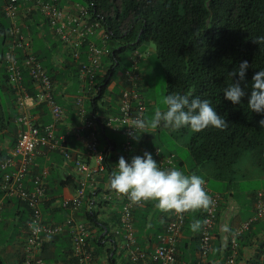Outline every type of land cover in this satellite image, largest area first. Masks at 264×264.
<instances>
[{"label":"trees","instance_id":"obj_1","mask_svg":"<svg viewBox=\"0 0 264 264\" xmlns=\"http://www.w3.org/2000/svg\"><path fill=\"white\" fill-rule=\"evenodd\" d=\"M7 1L0 0V47L2 51L0 59V142L5 138L2 133L7 132V135L14 136L13 144L15 145L17 140L15 124L17 115L13 113L12 107L8 104L4 106L8 99L7 96L11 99L10 101L13 100L8 93V90L11 91V89L8 86L5 64L10 21L2 13V4ZM53 1L58 3L62 0ZM80 1L90 6L92 12L90 14L93 19H91V22H101L109 34L108 44L111 54L104 62L107 70L105 78L101 79L100 76L98 77V85L102 86L98 97H102L106 93L107 87L113 79H116L119 69L122 68L121 54L135 50L146 53L147 50H140V47L144 48L154 44L157 58L163 65L166 95L191 93L193 98L207 99L216 108L217 113L227 122V127L223 130L211 126L201 132H193L191 130L192 136L187 143L190 159L186 161L189 170L187 171L186 166L185 169L179 170L185 174L199 175L204 181L208 177L215 182H219L224 192L235 190L240 182L250 181V183L255 185V178H257V182L264 179V128H261L259 124V121L264 119V114H257L249 110L247 106L248 95L242 98L241 103L233 104L231 101L226 100L223 94V89L231 83L227 73L231 72L242 61L246 60L249 64L246 79L241 81L242 88L251 84L255 73L264 70V43L259 45L255 42L257 37L264 36V0ZM18 2L24 5V0H18ZM37 17L38 14H33L34 20ZM52 35L59 42L54 34ZM90 38L92 37L88 36L87 40ZM56 46L59 47L57 43ZM62 47L65 48L69 55V48L65 45H62ZM86 50L87 43L81 48V58L79 60L68 59L69 64L64 67L63 71L55 69L49 63L52 51L43 56L38 53H35V55H39L38 58L43 63L46 62V66L54 72L52 74L55 75V79L61 81L71 80V91L75 92L77 90L75 87L79 83L77 64L81 61L87 62ZM146 62V60L142 62V67L146 65ZM127 65L131 66V63H127L124 68ZM141 73L144 75V82L140 86V92H143V86L148 85L150 79L146 71H144V67ZM25 78L26 85L30 88L29 92L33 94L35 90L31 88L28 76L26 75ZM238 79V76L233 77V82ZM246 91L250 95V87L246 88ZM118 93L117 89L105 103L108 111L112 106L111 98H117ZM98 97L87 99L88 116L93 115L92 108H94L95 116L98 113H104L103 110L99 109ZM59 101L61 104L63 103L61 99ZM41 109L42 114L46 118L49 114L48 108L42 106ZM44 109L48 111L45 112ZM149 112L148 108L145 119L151 118ZM48 122H45V124H48ZM164 128L172 131L176 139L182 137L183 133L186 134L188 129L173 130ZM159 132L160 128H158L154 138L148 135L145 139L139 138L138 141L134 139L131 141L135 144V147L138 143L146 150H153L160 147L159 143H157V140L160 139ZM100 141V147L103 150H107L108 146L114 148L112 152L108 153V155L106 154V165L110 175L116 170L119 156H125L123 149L125 137L121 133L112 134L106 131L101 136ZM110 142L112 145H109ZM77 146L79 145L77 144ZM40 151L41 154L46 152L43 147H40ZM46 154L48 158L55 155L52 152H46ZM4 157V154H0V162ZM244 161L247 164L241 165ZM182 166L183 163H180L179 167ZM38 167L42 169L46 165L43 163L42 167L39 165ZM52 172L50 179L55 178L56 182H59V192L70 184L74 188H78V183L75 182L74 177L70 176L59 181L58 177L55 176L56 172L54 171V175ZM38 173L39 171L35 172L34 175H28L25 181L26 186L32 188L35 185L34 180H36ZM105 179L109 180L108 178ZM107 180L103 181L101 175L97 177V188L94 190L91 188L87 189L86 205L82 209L83 218H86L90 226L99 231L100 235L109 229L111 222L108 219H103L100 213L121 201L117 196H114L110 201L104 200L105 183H109ZM48 187L50 188L51 185H48ZM79 187H81V184H79ZM18 202L21 203L20 201ZM156 209L155 201H146L144 206L136 208L134 226L137 230L138 240L142 235H147L148 226L151 225L154 215L157 213ZM203 210L204 208L192 210L194 212H192L190 217L195 218V222L199 220L203 224L204 215L201 214ZM114 219L113 225L116 226L119 223L120 215L117 216L115 214ZM187 219H189V216ZM45 220L46 222L49 221L47 218ZM260 222L254 224L250 230ZM62 236L59 235L51 243L46 244L41 253V258L48 264L51 261H65V263L72 261L64 247L59 249L58 253H53L52 259L46 258L47 248L59 244ZM197 241H200V238H197ZM97 245L98 247L95 250L100 254L99 252L102 251L103 245L98 244V242ZM177 248L179 251L177 260H180L184 258L181 253L180 242L177 244ZM199 249L200 243L196 250L199 251ZM219 250H222V247H219ZM226 251V257H228L231 253L229 245ZM111 260L109 261L111 262ZM224 260L220 264H226V258Z\"/></svg>","mask_w":264,"mask_h":264},{"label":"built area","instance_id":"obj_2","mask_svg":"<svg viewBox=\"0 0 264 264\" xmlns=\"http://www.w3.org/2000/svg\"><path fill=\"white\" fill-rule=\"evenodd\" d=\"M26 3L31 4L28 7V13L38 11L42 14L54 36L69 48L72 58L79 60L81 48L87 43V62L81 61L77 65L82 87L80 95L76 97L75 109L81 123L74 129L70 128L65 134L59 132L61 126L63 127L67 123L65 109L57 99V84L48 69L33 54L32 41L27 37L28 30L24 26L17 25L19 14L27 5ZM4 13L14 25L12 47L6 57L10 83L16 96L19 138L14 149L0 163V192L2 194L0 196V224L3 221L7 199L20 200L29 208L31 214L25 240L23 264H48L41 258V253L46 244L64 234L68 235L70 239L71 247L68 256H70L72 264H98V255L95 250L97 242L106 246L107 253L109 250H113L111 256L116 251H120L129 264H146L148 261H152L154 264H176L179 255L177 244L183 236L187 212L178 214L171 211L166 230L157 236L155 250L152 253L139 244L134 226V212L136 208L144 206L145 201L133 203L126 194L114 192L110 183H105L103 198L105 201H110L114 196H117L121 200L119 223L116 226H110L100 235L91 228L86 220L78 217L87 187L97 188V177L99 175L104 177L109 172L106 158L113 149L111 147H108L107 150L100 148V128L103 126L115 133H121L125 137L123 145L125 156L123 157L126 160H130L135 155L142 156L144 152H149L162 169H169L174 164L176 157L174 154L163 156L159 149L149 151L139 145L135 147L131 141L133 138L129 134L132 132L129 126L137 118L145 119L147 110L138 93V84L141 81L139 64L143 55L136 51L130 57L131 66L122 77L126 87L121 91L115 113L103 116L98 114V117L88 116L85 108L86 101L98 96L101 89L98 86V77L103 76L104 59L111 53L108 46V34L102 29L101 24L99 22L92 23L90 13L84 9L81 10L79 6L60 8L54 2L46 0H25L24 5H21L18 0H8L4 5ZM88 36L92 38L87 40ZM93 38L99 39L100 44H97ZM16 49H20L22 52L19 58L15 53ZM24 70L31 77L35 94L34 92L30 93L23 85ZM105 100L106 96L100 100V105ZM42 106L47 107L51 114L52 122L48 125L40 124L38 116L34 113V109ZM72 135L79 140L83 149H72L68 145L71 143L68 141V137ZM40 147L45 148L46 152L60 153L66 162H74L75 168L82 176L81 187L76 196L62 202L63 208L71 210L69 217L64 222H46L43 217L41 206L47 200L45 180L49 175L50 168L46 167L40 174H37L33 188L26 186L25 183L33 167L36 166L35 159L41 153ZM93 164L95 165L93 166ZM89 179H91L90 183ZM203 187L205 189V184ZM217 210L218 199L213 197L212 203L204 212L196 264H209L208 257L212 251ZM262 220H264V191H259L256 194L254 216L244 222L230 239L231 253L227 264L236 263L239 253V238L254 224ZM95 241L97 242L95 243ZM117 241L120 242V250L111 246Z\"/></svg>","mask_w":264,"mask_h":264},{"label":"clouds","instance_id":"obj_3","mask_svg":"<svg viewBox=\"0 0 264 264\" xmlns=\"http://www.w3.org/2000/svg\"><path fill=\"white\" fill-rule=\"evenodd\" d=\"M46 1L54 2L60 8L76 5V6H79L81 10L84 9L89 13L91 12L90 6L81 3V1L79 2V1H75V0H62L61 2H58V3L53 1V0H46ZM63 1H67V2L65 4H63L62 3ZM24 4H25V0H24ZM4 5L5 4H2V13H4ZM30 5L31 4H27L23 7L24 10L22 9V11L19 14V21H18L17 25L18 26L19 25L24 26V28H26L28 30L27 37H29L30 40L32 41V51H33V54L35 55L36 52L34 50V38H33V33H32L33 32L32 26L35 25V20L33 18V14H38V17L41 19V24H39V26H41V25L47 26L50 29L52 34H53V32H52L51 28L49 27L48 23L46 22V20L44 19V17L42 16V14L40 12L33 11L31 13H28V7H30ZM91 14H92V12H91ZM4 16L10 21L9 37H8V42H7L8 45H7V50L5 53V64H6V72H7V77H8V86L11 89V91L8 90V93H9V95H11L13 100L10 101V103H8V105L10 107H12V108L14 107L16 109V98H15L16 96H15V91L13 89V86L10 83L9 72H8V61H7V57H6L7 52L12 47V45H11V43L13 41L12 40V30L14 28V25H13L12 20L9 19L5 15V13H4ZM93 22H99V21H92V23ZM99 23L102 26V23L101 22H99ZM102 29L105 32H107V30L103 26H102ZM107 34H108V32H107ZM108 37H109V34H108ZM93 40L97 44H100L99 39L93 38ZM255 42L258 43L259 45L261 43H264V36L257 37ZM60 44H62V43H60ZM108 46H109V44H108ZM136 51L141 53L139 50L132 51L129 55L128 63H131L130 57ZM15 53L18 56V58L22 54L20 49H16ZM141 54L143 55V58L139 64L140 69H141L140 73H141V71H143L142 62H144L147 59V57L144 56L145 53H141ZM38 56H36V57L38 58ZM69 56H70V58H72L70 53H69ZM108 58H109V56L104 59V62ZM40 61L43 63L42 60H40ZM45 63H43V65L48 69L53 80L57 84V93H58L57 99L59 101V98L61 97V93L58 90H59L61 82L59 81V79L57 80L54 78L55 75L52 74L54 72H52L50 70V68H48L46 66ZM124 67H125V65L123 66L122 70L119 69V71L116 75V79H113L111 81V83L107 87L106 93L102 97L97 96L99 98V102H98L99 109L104 111V113H98V114H100L102 116L112 114V113H115V109L118 108V101L120 98L121 91L124 87H126L125 83H123L122 77H123V74L125 73V71L128 68H130V66L127 65L126 68H124ZM54 68L57 69L56 67H54ZM248 68H249L248 61L245 60V61H242L231 72L227 73V76L231 80V83L223 89L224 98L228 101H231L233 104H239V103H241L242 98L245 97L246 95H248L247 106H248L249 110L251 112H255L257 114H264V70H260L257 73H255V75L252 77L251 84L246 85L245 87L242 88L241 87V81H244L246 79V73H247ZM103 69H104V74H103V76L102 75L100 76L101 79L105 78V76L107 74V70L105 68V63H103ZM26 75L28 76V79L30 81L31 88H34V87H33V82L31 80L29 73L26 70H24L23 71V85L29 91L30 88L26 85V78H25ZM78 76H79V74H78ZM237 76L239 77V79L236 82H233V77H237ZM78 78H79V81H78L79 83L77 84V86H78L79 92L77 93V95H75L74 103H73L74 112L76 115L75 116V120L77 123L76 126H78L81 123L80 117L77 116V110L75 109L76 97L80 95V91H81V87H82V82H81L80 76ZM142 82H144V75L141 73V81L138 84V93L140 94L142 100L144 101V103L146 105V109L148 110V103H147L145 97L143 96V92H140V86H141ZM148 85L143 86L144 90L148 89ZM98 86L102 87L100 85H98ZM248 87H250V89H251L250 95L246 91V88H248ZM117 89L119 91L118 97L113 98V99L111 98L112 106L110 107V110L108 111L107 110L108 108L105 105V103L107 102V100L110 99L111 96H113L112 93L114 91H116ZM109 94H110V96H109ZM104 96H106V100L103 102V104H102L103 106H102V105H100V100L103 99ZM59 103H60V101H59ZM92 103H93V101H92ZM162 104L164 105V108L163 109L158 108L155 111L154 115L150 119L137 118L132 122V125L129 126V128L132 129V132H130L129 134L132 136V138L134 140L138 141L139 138L145 139V137H147L148 135L151 136L152 138H154V136L157 132L154 129H158L161 127L171 128L173 130H178L181 128H190L193 132H201V131L205 130L206 128H208L209 126L217 128V129H221V130H223L225 127H227L226 120L224 118H222V116L217 113L216 108H214L212 106V104L207 99L202 100L199 97L193 98L191 93H188V94H167L163 97ZM85 108H86V111L88 113V108L86 107V104H85ZM37 109H38V111H41V113H39V116H40V114H42V109H41V107H38ZM37 109H34L35 114H36ZM92 109H93V115L92 116L98 117V114L96 116L94 115L95 114L94 108H92ZM147 110H146V112H147ZM146 112H145V114H146ZM16 114H17V116H16L15 124H16V129H17V134H16L17 140H16L15 145L17 144V141L19 138V129L17 126V117H18L17 109H16ZM49 114H50V112H49ZM50 116H51V114H50ZM51 122H52V118H51ZM66 123H67V121H66ZM40 124L48 125L45 123H40ZM259 124H260L261 128H264V119H261L259 121ZM76 126L69 127L68 124L63 126V127L61 126L59 132H60V134H65L70 128L74 129ZM116 128H120V127H116ZM106 131H108L112 134H118V133L113 132L112 130H109L105 126H103L102 128H100V140H101V136L104 135ZM141 134H143V135L140 136ZM68 141L71 142V143H68V145H70L72 149L73 148L74 149L75 148L83 149L79 140L76 137H74L73 135L68 137ZM77 144L79 146H77ZM15 145H14V147H15ZM109 145H112V143L110 142ZM138 145L140 147L144 148L142 145L137 143L136 146H138ZM100 146H101V144H100ZM14 147H13V149H14ZM1 149L2 148H1V143H0V154H3V153H1ZM112 149L114 150V148H112ZM155 149H159L163 156H169L172 154H174L176 156L174 159V164L171 168L162 169L161 167L158 166L156 159L154 158V156L151 153L144 152V154L142 156L135 155L130 160H126L123 156H121L118 160V163L116 164L117 165L116 170H114L110 175H109V172H107L106 175L104 177H102V180L104 181V180H107L105 178H108L109 180H107V181H109L111 189L114 192H116L117 194H126L128 196V198L130 199V201H132L133 203H139L141 201H145V202L146 201H155L156 207L159 210H161L163 212H170L169 217H168L167 222H166V225H165L166 227H167V223L170 220L171 211H174L175 213H178V214H182V213L187 212V215H186V224H187V220H188L187 218L189 216V211L204 208L203 212L201 213L202 215H204L205 210L212 203L213 197H216L218 199V210H219L220 202H221V195L220 194L216 195V196L209 195V193L206 192V191H208L207 182L204 181V179L201 176L196 175V174H185L183 171L175 168L177 158L179 157L177 154H175L173 152H164L161 147L155 148ZM155 149H153V150H155ZM112 151H110V152H112ZM149 151H152V150H149ZM52 153L59 154V156L61 155L60 153H55V152H52ZM7 155H5V157ZM38 157L48 158L46 153H44V154L40 153L37 155L35 162H36ZM4 158H2V160ZM63 159H64V157H63ZM64 161H65V159H64ZM66 163L69 166H71L73 171L76 173V179H77L76 182L78 183V186H77L78 188H74L73 195L68 196V197L63 196L59 202V207L64 214L63 220L62 221L49 220L48 222H64L69 217L71 210L63 208L62 202L65 199L74 198L76 196L79 188H80L79 184H81L82 176L78 173L77 169L75 168L74 162H66ZM94 165L95 164H93V166ZM35 167H37V162H36V166H34L33 168H35ZM47 167L50 168L49 175L45 180L46 181V187H47V190H46L47 191V200L41 206L44 219L46 218V216H45L43 207L45 206V204L51 202L50 201L51 200L50 195H49L50 188L48 187V185L50 186V182L52 181L50 179V175H51V172L53 171L52 167H54V165H49ZM45 168L46 167H44L41 171H39L38 174H40ZM35 172H37V171H35ZM30 175H32V171H31ZM204 184H205V189L203 187ZM89 188L90 187H87V189H89ZM87 189H86V193H87ZM92 190H94V189H92ZM259 191H264V189L256 190V192L253 194L254 195V202H255L254 203V213H255V205H256V194ZM1 195L2 194L0 193V196ZM86 199H87V197L85 194L84 203H83L82 207L80 208V210L78 211L79 212L78 217L86 220L89 223V221L86 218H83L84 215L82 213V209L86 205ZM13 200H17V199H13ZM18 201H20V200H18ZM21 203L24 204L23 202H21ZM24 205L27 207L26 204H24ZM120 206H121V203H120ZM28 210H29V208H28ZM218 210H217V214H218ZM104 211H106V209H104ZM104 211H102V213ZM29 212H30V210H29ZM102 213H100V216L104 219L105 217ZM30 214H31V212H30ZM3 219H4V213H3ZM217 219H218V216H217ZM216 223H217V221H216ZM186 224H185V227H186ZM200 226H201V224H200L199 220H197L195 223H193L191 225L193 231H196L197 229H199ZM202 226H203V224H202ZM166 227L164 228L163 231L160 232V234L166 230ZM214 229H215V227H214ZM93 230H95V229H93ZM184 230H185V228H184ZM201 230H202V228H201ZM95 231L97 233H99V231H97V230H95ZM248 231H250V230H248ZM183 234H184V232H183ZM26 236H27V231H26ZM62 237L66 238L70 244V239H69L68 235L64 234ZM200 237H201V233H200ZM263 237H264V233L262 236V243L264 244ZM240 238H239V240H240ZM25 240H26V237H25ZM111 246L116 247L117 243L114 242V244ZM229 246H230V242H229ZM70 247H71V245H70ZM70 247H68V246L64 247V250L67 252V255L69 253ZM96 247H98V245ZM105 247L106 246H103L102 249H105ZM212 249H213V243H212ZM238 250H239V248H238ZM112 252H113V250H109V252L107 253L108 261L110 259H112L111 262L115 261L114 257L111 256ZM24 253H25V244H24ZM96 253L99 257L98 251ZM238 255H239V253H238ZM24 256H25V254H24ZM229 256H230V254L228 255V257ZM228 257H227V259H228ZM227 259H226V264H227ZM208 261H209V257H208ZM58 262H64L65 263V261H58ZM58 262L51 261V263H58ZM22 264H23V261H22ZM65 264H72V262L68 261V263H65ZM209 264H211V263L209 262Z\"/></svg>","mask_w":264,"mask_h":264},{"label":"crops","instance_id":"obj_4","mask_svg":"<svg viewBox=\"0 0 264 264\" xmlns=\"http://www.w3.org/2000/svg\"><path fill=\"white\" fill-rule=\"evenodd\" d=\"M67 1H63L65 4ZM41 24V19L39 17L35 20V25L33 27V38H34V47L35 52L43 56L48 52L52 51L51 60L49 61L57 70L63 71L65 66L69 64L68 59L70 56L67 54L65 48L62 47L60 42H57L50 29L47 26H39ZM59 45L56 46V43ZM59 92L61 93L62 105L66 112V121L69 127L76 126L75 112H74V98L77 95L78 86L76 85L75 92L71 91V80L61 81ZM13 113L16 114V109L12 108ZM47 112V109H44ZM41 111L36 110V114L39 118L40 123L51 122V116L48 114L46 118L43 114H40ZM43 113V112H42ZM14 114V115H15ZM17 115V114H16ZM45 121V122H44ZM48 122V124H49ZM7 132H3L2 135L4 138L1 141V153L7 155L14 147V136L7 135ZM42 165H41V164ZM43 163L47 166L53 164L52 174L56 172L55 176L58 177V180L67 179L70 176L74 177L76 182V173L73 171L71 166H69L62 156L55 154L53 157H38L37 158V167L33 168L32 175L35 174V171H41L38 167L43 166ZM183 163L182 167H179V164ZM186 161L183 160L180 156L177 158L176 167L177 169L186 168ZM187 167V171H188ZM34 171V172H33ZM203 174V173H202ZM207 188L209 195H221L220 207L218 210V219L213 231V249L209 256V262L211 264H220L225 258L227 259V246L229 245L230 239L235 230H237L244 222L251 218L254 213V193L256 190L251 189V191H246L243 185V182H240L233 191H223L222 185L219 182H215L212 179L208 178ZM58 184L55 178H52L50 182V201L45 204L44 213L48 220H57L62 221L64 214L59 207V202L61 198L68 197L73 195L74 187L70 184L68 187L58 191ZM212 184V185H210ZM258 184L264 188V179L259 181ZM254 185V184H253ZM253 188V187H252ZM256 188V187H254ZM258 188V187H257ZM260 190V189H259ZM1 193V192H0ZM52 197V198H51ZM120 203L113 204L110 209L104 211V219L110 220V226H113L115 222L114 215L119 216ZM157 213L154 215L152 223L148 226L147 235H142L139 238V244L148 250L149 253L154 252L155 243L157 236L163 231L170 212H163L156 209ZM192 212L189 213V219L184 230V234L181 238L180 244L182 247L181 253L184 258L177 260L176 264H195L200 241H197V238H200L201 226L196 231L192 230L191 225L195 223V218H191ZM30 217V212L28 208L19 203L17 200H6L5 210H4V219L0 224V264H22V259L24 256V244L26 237V226L28 225ZM96 230V229H95ZM264 233V220L260 222L257 226H254L252 230L246 232L242 239L239 240V255L235 264H264V244L262 243V236ZM61 243V244H60ZM60 243L47 248L46 258L52 259L53 253H58V250L63 247H70L69 241L66 238L61 237ZM197 245V247H196ZM219 247H222V250H219ZM117 250H120V242L117 241ZM103 251V253H102ZM99 253L98 264H128L125 260L124 255L120 251H116L113 255V262H109L107 258V251L102 249ZM183 251V252H182ZM225 262V260H224ZM146 264H154L152 261L146 262Z\"/></svg>","mask_w":264,"mask_h":264},{"label":"rangeland","instance_id":"obj_5","mask_svg":"<svg viewBox=\"0 0 264 264\" xmlns=\"http://www.w3.org/2000/svg\"><path fill=\"white\" fill-rule=\"evenodd\" d=\"M80 1V0H75ZM146 51L144 54L146 59V65H144V71H146V74L148 75V78L150 79V83L148 85V89L143 90V95L148 103L149 108V114L152 117L155 113V111L160 108L163 109L164 105L162 104V99L166 95V85H165V79H164V72H163V65L158 60L157 54H156V47L154 44H150L148 47L141 48L140 50ZM146 49V50H145ZM1 47H0V59H1ZM130 51H127V53L121 54V59L123 61L122 65H126L128 63ZM51 60V59H50ZM123 66L120 70L123 69ZM8 95V94H7ZM8 99L4 103V106H7L8 103H10L9 96H7ZM157 131L158 129H154ZM160 139L157 140V143H159V146L163 149L164 152H173L180 156L183 160L187 161L190 159L189 157V151L187 149V143L191 139L192 131L190 128L187 129V133H183L182 137L175 138L172 134V131L166 130L164 127L160 128L159 132ZM247 163L244 161L241 165H246ZM207 181V180H206ZM256 184L250 183V181L243 182L244 189L246 191L253 190H259L264 188L259 184H257V178H255ZM212 185V184H210ZM253 187V188H252ZM256 187V188H254ZM258 187V188H257Z\"/></svg>","mask_w":264,"mask_h":264}]
</instances>
